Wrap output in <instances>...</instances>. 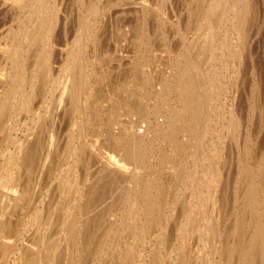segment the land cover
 <instances>
[{"label": "bare ground", "instance_id": "obj_1", "mask_svg": "<svg viewBox=\"0 0 264 264\" xmlns=\"http://www.w3.org/2000/svg\"><path fill=\"white\" fill-rule=\"evenodd\" d=\"M72 1L0 0V264H83L95 209L97 264H264V81H240L264 0H192L179 27L157 0Z\"/></svg>", "mask_w": 264, "mask_h": 264}, {"label": "rangeland", "instance_id": "obj_2", "mask_svg": "<svg viewBox=\"0 0 264 264\" xmlns=\"http://www.w3.org/2000/svg\"><path fill=\"white\" fill-rule=\"evenodd\" d=\"M68 1V2H67ZM70 0H64V7L67 5V7H68V11L70 10L71 12L69 13V14H71V19H75V12L76 11H74L75 10V8L74 7H72L71 5V3L73 2L72 0L69 2ZM117 1V2H116ZM128 1H131V0H124L123 2H121L120 4H122V3H125V2H128ZM133 1V0H132ZM131 1V2H132ZM145 1V0H144ZM153 1V0H152ZM152 1L151 0H146V2H147V4L149 3V6L150 7H153V8H158V6H160V4L159 3H157V2H160L161 3V6L160 7H162L163 8V11H164V13H165V15H164V17H165V19H166V21H167V19H168V23L169 24H171V25H174V26H181V25H183V20H185L187 17H188V11L190 10V8H189V4L191 5V8L193 7V5H192V0H165L164 2H161V1H159V0H157V2H156V0L152 3ZM119 2V0H115L114 2H113V0H112V3H117V4H119L118 3ZM188 2V3H187ZM68 3V4H67ZM155 4V5H154ZM158 4V5H157ZM175 4V5H174ZM73 8L72 10H71V8H70V6ZM107 5H109V4H107ZM132 5H133V2H132ZM152 5V6H151ZM157 5V6H156ZM171 5V6H170ZM177 5V6H176ZM155 6V7H154ZM175 7H177V8H175ZM185 7V8H184ZM186 8H187V10H186ZM189 8V9H188ZM67 10V9H66ZM68 11H66V12H68ZM73 11V12H72ZM168 11V12H167ZM185 11V12H184ZM169 12H170V14H169ZM172 13H175V14H172ZM259 14V15H258ZM72 15H74V16H72ZM132 15H133V13L131 14V16L130 17H126V18H124V16L122 17V16H120V19H119V23L117 24V27L119 26V28L117 29V31H118V35H117V33H115L114 32V30H113V33H115L117 36H121V34H124V31H122V27H123V30H126V31H131V27H133L134 25L136 26V24H137V20H135V21H131L130 19H132L133 17H132ZM175 15V16H174ZM182 15V17H179V16H181ZM253 15H254V17H253ZM252 15V17L250 18V20L252 21L251 22V28H252V33L254 32V27H255V24H258V22H260L261 21V19L263 20V22H262V27L260 28V32H259V34L258 35H254V34H251V36H250V41L248 42L249 44H250V42H251V44H250V48H247V50H246V59H245V68H247V69H245V73H244V77L242 76V78L240 79V81H242V80H244V82H243V84L242 85H244V87H243V89H244V93L243 94H245V96H246V94H248L247 92H248V90L247 89H249L250 90V88H252V86H254V81H256L258 84H259V82H263L264 81V15L262 14V12H260V8H259V12H256L255 11V14H253ZM263 15V16H262ZM132 17V18H131ZM166 17H168V18H166ZM171 18V19H170ZM181 18V19H180ZM6 19V18H5ZM73 19V20H74ZM123 19H124V21H123ZM174 21H173V20ZM130 20L131 22H135V24L134 23H131L130 21V23H128V21ZM134 20V19H133ZM171 20H172V22H171ZM175 20L176 21H178L179 22V24H178V22H175ZM254 20V21H253ZM258 20H260V21H258ZM7 22V25H9V20H7L6 21ZM254 22V23H253ZM11 23V22H10ZM173 23V24H172ZM72 24V21H71V23H70V26H72L73 27V25H71ZM125 24V25H124ZM126 24H128V25H126ZM181 24V25H180ZM121 26V27H120ZM125 26H127V27H125ZM169 28V27H168ZM133 32H135V29H136V27H133ZM170 29V28H169ZM262 29V30H261ZM119 30H121L122 32H120ZM170 30H172V29H170ZM170 30H167V33H169L170 34V32H171V34L173 35V38L171 37L169 40V43L168 44H164V45H161L162 44V42H161V44H160V40H158L157 39V37H155V35H153L152 34V38L154 39V41H152L151 42V44H150V51L151 52H149L148 53V55H150L151 54V58L148 56V58L150 59V69L151 70H153V73H158V74H156V77L154 78V81L155 80H157L158 82H159V80L161 79L160 78V76H162L163 74H167V73H169L170 72V67H171V65H172V59H174L176 56H177V51H178V49H180V48H177V38H176V32H173V31H170ZM262 31V32H261ZM132 31L130 32L131 34L130 35H133L132 33H133ZM71 33V32H70ZM256 33V32H255ZM170 34V35H171ZM72 35H73V32H72ZM253 35V36H252ZM68 36H70V35H68ZM157 36V35H156ZM190 36H192V32H190ZM132 37V36H131ZM130 37V38H131ZM117 38H119V37H117ZM151 38V39H152ZM152 39V40H153ZM252 39V40H251ZM122 41H120L121 43H123V44H125V47H124V45H123V48H121L122 49V52L124 51V53H127L128 55H130V56H132V57H134V56H136L135 54V51H136V49L137 48H134V46L133 45H131L130 44V41H129V38H127V37H123V39H121ZM158 40V41H157ZM123 41H125V42H123ZM119 42V43H120ZM153 42H155V43H153ZM159 44H158V43ZM253 42V43H252ZM261 43V44H260ZM152 44H153V47L154 46H162V49L159 47H154V48H151L152 47ZM155 44V45H154ZM132 46H133V48H132ZM166 46V47H165ZM135 49V50H134ZM156 49H157V52H156ZM161 49V50H160ZM154 50V51H153ZM160 52H159V51ZM162 50H163V52H162ZM174 50V51H173ZM127 51V52H126ZM163 53V54H162ZM159 54V55H158ZM161 55H163V57L161 56ZM158 56V57H157ZM154 57V58H153ZM157 57V58H156ZM174 57V58H173ZM158 59V61L159 62H157L156 60ZM151 60H152V62H151ZM243 62V61H242ZM152 63V64H151ZM163 64H164V66H163ZM151 65H152V67H151ZM168 65V66H167ZM253 67V69H250V68H252ZM162 68V69H161ZM166 68V69H165ZM253 70V71H252ZM164 71V72H163ZM250 71H252V73L250 74ZM157 76H158V78H159V80H158V78H157ZM245 78V79H244ZM253 82V84H252V82ZM156 82V81H155ZM249 82H250V84H249ZM248 83V84H247ZM246 84H247V86H249V87H247L246 86ZM262 84V83H261ZM251 86V87H250ZM247 90V91H246ZM240 91H241V89H240ZM263 91V89H261V92ZM242 92V91H241ZM246 92V93H245ZM251 96H249V95H247V97H246V101H244V95H243V101H244V109H245V111H246V116H247V111H248V103H249V105L250 104H254L253 103V100L254 99H256L255 101H256V103L258 102L257 101V97H251ZM247 98H248V101H247ZM249 99H252V102H251V100H249ZM264 95H263V92H262V95L260 96V103L261 104H259L260 106L259 107H261V109L263 110V112H262V115H261V117H262V124L260 123L259 124V126H258V123H257V126H255V124L254 123H252V125L250 124V125H248V123H247V125H248V128L249 129H251V131H254L253 129L255 128L256 130L259 128L260 129V131H259V133L258 134H256L257 135V140H256V142H257V144L255 143V144H252V148H253V150H255L256 149V146H258V145H262L263 143H264V109H263V106H264ZM248 102V103H247ZM263 102V103H262ZM245 103H247L246 105H247V107L245 106ZM255 105V104H254ZM247 109H246V108ZM255 107V109L258 111V103L254 106ZM125 108V106H122L120 109H119V119L122 121V122H127L129 119V121H131L132 119L135 121V120H137L138 119V117H136V116H138V113H133V114H130V115H128L127 116V114H128V112H127V110H126V108ZM117 109V108H116ZM124 109V110H123ZM255 110V111H256ZM117 112H118V110H116ZM122 111V112H121ZM124 111V112H123ZM253 112V113H255L254 114V117H257V115H256V113H257V111L256 112ZM121 112V113H120ZM127 112V113H126ZM252 112V111H251ZM124 113V114H123ZM252 114V113H251ZM258 114V113H257ZM124 115H126V116H124ZM256 115V116H255ZM259 115H260V111H259ZM130 116V117H129ZM121 117V118H120ZM253 117V118H254ZM250 126V127H249ZM261 126H263V127H261ZM258 127V128H257ZM59 136H61V134H59L58 133V137ZM261 136V137H260ZM255 138V139H256ZM263 141V142H262ZM253 143H254V141H253ZM256 145V146H255ZM3 147V146H2ZM255 147V148H254ZM232 148V147H231ZM233 150H234V148H232V153H233V155H234V152H233ZM232 167L234 168V163H233V165H232ZM233 168H232V173H234V170H233ZM233 175V174H232ZM233 178V176L231 177V179ZM230 179V180H231ZM229 185V188L230 187H232V181H230V183L228 184ZM38 192V191H37ZM37 192L36 191H33V192H31V197L33 196H36L37 195ZM13 195L14 194H17L18 195V193H13V192H11ZM34 193H36V195L34 194ZM43 193V192H42ZM230 193H232V188H230ZM229 193V197H231V194ZM38 194H39V192H38ZM230 199V198H229ZM231 201H229V203H228V205L226 204V206L228 207H226L224 210L227 212V214H229L230 213V208H231V203H230ZM227 203V202H226ZM229 210V211H228ZM94 211L96 212L97 211V213H94ZM93 211V213L94 214H96L95 216H94V214L92 213V216H91V220H90V222L88 223V228L90 229L91 227H92V229H88V231L89 232H91L92 231V233H93V231L95 232V233H93V237L92 236H88L89 238L90 237H92V239L91 240H88V241H90V242H88L87 244H86V250L83 252V254L84 255H87V256H84L83 258H82V260L84 259V260H86V261H84L83 260V264H97L98 262H96V261H98V259H96L90 252H93V249L92 248H94L95 247V245H96V243H97V241H98V234H99V232L98 231H100V233H101V230H98V229H101V228H99V227H101V226H99V225H97V223L99 224V222H100V224L102 223L101 221H102V212H99V209H95ZM101 211V210H100ZM111 212V211H110ZM99 214V215H98ZM97 218V220H101V221H97V223H96V218ZM98 217H99V219H98ZM101 218V219H100ZM95 221V222H94ZM93 222V223H92ZM91 223L93 224V225H91ZM95 225H97L96 227H94ZM152 226L153 225H151V227L150 228H152ZM98 231H97V230ZM149 231V230H148ZM89 232H88V235H90L89 234ZM97 232H98V234H97ZM97 238V239H95V238ZM136 241H137V239H135ZM90 243H91V245L93 244V246H91L90 245ZM133 245H134V243H132ZM88 248V249H87ZM90 250V251H89ZM90 253V254H89ZM74 255V254H73ZM93 256V257H92ZM87 257V258H86ZM73 260V262L75 261V256H73V257H71ZM70 258V259H71ZM96 259V261H93L92 262V260H95ZM89 261V262H88ZM118 264H122L120 261H119V263Z\"/></svg>", "mask_w": 264, "mask_h": 264}]
</instances>
